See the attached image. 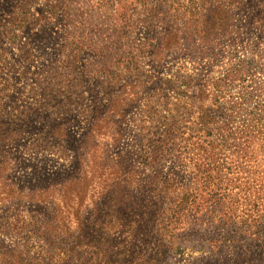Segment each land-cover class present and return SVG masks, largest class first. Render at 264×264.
I'll use <instances>...</instances> for the list:
<instances>
[{
	"label": "rangeland",
	"instance_id": "1",
	"mask_svg": "<svg viewBox=\"0 0 264 264\" xmlns=\"http://www.w3.org/2000/svg\"><path fill=\"white\" fill-rule=\"evenodd\" d=\"M229 46L264 49V0H0V264H264V123L181 219L149 154L163 82Z\"/></svg>",
	"mask_w": 264,
	"mask_h": 264
},
{
	"label": "trees",
	"instance_id": "2",
	"mask_svg": "<svg viewBox=\"0 0 264 264\" xmlns=\"http://www.w3.org/2000/svg\"><path fill=\"white\" fill-rule=\"evenodd\" d=\"M219 7L213 6L214 15ZM219 48V44L210 46L202 55H213ZM223 48L229 53L227 61L200 57L190 67L180 65L176 74L163 82L165 104L159 112L151 111L155 118L163 114V123L155 121L150 127V158L156 163L161 154L177 160L193 184L179 185L171 177L163 181L162 192L169 205L178 209L172 214L178 219L196 212L204 196H209L205 204L218 207L222 201L218 187L242 183L243 178L227 179L223 175V170L230 169L220 156L232 152L241 160L239 167L250 169L252 162L248 161L254 156L262 131L264 105L260 103L262 81L258 77H264V49L242 58L233 46ZM245 177V184L250 185V176Z\"/></svg>",
	"mask_w": 264,
	"mask_h": 264
}]
</instances>
